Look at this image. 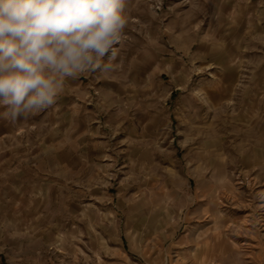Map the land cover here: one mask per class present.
Returning <instances> with one entry per match:
<instances>
[{
    "label": "rangeland",
    "instance_id": "374dc122",
    "mask_svg": "<svg viewBox=\"0 0 264 264\" xmlns=\"http://www.w3.org/2000/svg\"><path fill=\"white\" fill-rule=\"evenodd\" d=\"M124 12L109 71L0 131V264H264V0Z\"/></svg>",
    "mask_w": 264,
    "mask_h": 264
},
{
    "label": "clouds",
    "instance_id": "9594fccd",
    "mask_svg": "<svg viewBox=\"0 0 264 264\" xmlns=\"http://www.w3.org/2000/svg\"><path fill=\"white\" fill-rule=\"evenodd\" d=\"M124 9L125 0H0V119L15 125L53 105L69 79L109 71Z\"/></svg>",
    "mask_w": 264,
    "mask_h": 264
},
{
    "label": "crops",
    "instance_id": "0c3cea01",
    "mask_svg": "<svg viewBox=\"0 0 264 264\" xmlns=\"http://www.w3.org/2000/svg\"><path fill=\"white\" fill-rule=\"evenodd\" d=\"M0 111H2V109H0ZM31 115L27 118V120H24L23 123L18 122L15 125L10 124L7 120L5 119H0V131H3L4 129H25L28 127H32L33 123L31 122ZM65 126V125H64ZM62 130H64V128H62ZM61 130V131H62ZM1 133V132H0ZM16 134V132H15ZM79 137V142L77 144V148L78 151H80L83 148V145L85 147H88L89 149L94 148L97 145V138L95 139L96 136L94 135V132L89 128L87 129V127L82 126L78 132ZM1 136V134H0ZM81 152L78 153L77 155L80 156Z\"/></svg>",
    "mask_w": 264,
    "mask_h": 264
}]
</instances>
